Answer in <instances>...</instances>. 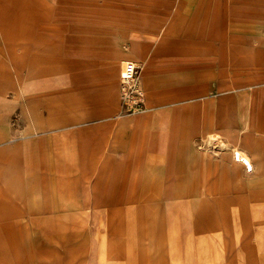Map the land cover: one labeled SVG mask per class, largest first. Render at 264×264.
<instances>
[{
    "label": "crops",
    "instance_id": "crops-1",
    "mask_svg": "<svg viewBox=\"0 0 264 264\" xmlns=\"http://www.w3.org/2000/svg\"><path fill=\"white\" fill-rule=\"evenodd\" d=\"M117 14L87 38L94 70L77 87L82 101L54 122L56 172L35 206L87 221L116 219L113 205L152 211L133 218L139 228L109 231L108 240L87 229L79 243L0 245V253H24L0 264L189 263L191 252L175 249L174 236L204 235L207 189L216 205L230 190V234L247 237L229 264H264V223L248 224L264 221V0H119ZM129 61L141 65L137 114L121 103ZM239 189H256L262 202ZM175 197L198 206L182 213L178 233ZM257 234L261 247L248 238Z\"/></svg>",
    "mask_w": 264,
    "mask_h": 264
},
{
    "label": "rangeland",
    "instance_id": "rangeland-1",
    "mask_svg": "<svg viewBox=\"0 0 264 264\" xmlns=\"http://www.w3.org/2000/svg\"><path fill=\"white\" fill-rule=\"evenodd\" d=\"M118 1L0 0V245L79 243L87 229L99 230V239L108 240L109 231L139 228L143 222L133 218H148L152 211L113 205L110 211L116 219L87 221L85 214L82 219L70 212L44 214L35 206L56 172L54 122L66 119L82 101L85 93L77 87L88 83L94 70L85 57L87 38L97 37L109 21L117 20ZM229 191L222 190V204L216 205L213 189L206 190V203L199 210L206 214L204 235L190 233L181 242L175 233V249L184 246L191 252L192 260L186 264H229L231 257L237 259L236 250L247 237L230 234L236 222L230 220ZM238 192L243 196L254 192V201L262 202L256 189ZM173 201L178 233L182 213L196 214L198 206H182L178 197ZM158 206L165 212L163 205ZM216 216L220 221L213 220ZM252 223L260 228L264 221L248 224ZM248 238L261 247L260 234ZM23 255L0 253V260Z\"/></svg>",
    "mask_w": 264,
    "mask_h": 264
},
{
    "label": "built area",
    "instance_id": "built-area-1",
    "mask_svg": "<svg viewBox=\"0 0 264 264\" xmlns=\"http://www.w3.org/2000/svg\"><path fill=\"white\" fill-rule=\"evenodd\" d=\"M141 65L125 62L119 76L121 103L125 113L137 114L143 111L144 92L140 86Z\"/></svg>",
    "mask_w": 264,
    "mask_h": 264
}]
</instances>
